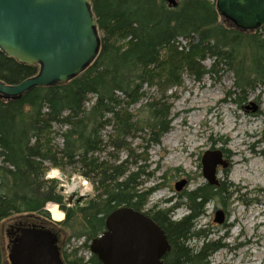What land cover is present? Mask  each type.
<instances>
[{
    "label": "trees",
    "instance_id": "trees-1",
    "mask_svg": "<svg viewBox=\"0 0 264 264\" xmlns=\"http://www.w3.org/2000/svg\"><path fill=\"white\" fill-rule=\"evenodd\" d=\"M91 2L101 42L91 65L65 85L35 86L18 99L0 100V222L31 214L49 219L45 205L53 202L64 209L67 220L76 212L81 216L87 241L106 229L109 213L121 205L142 209L151 192L136 189L145 174L137 161L131 163L136 171H131L128 159L110 163L93 154L105 145L124 149L127 137L145 128L146 142L157 144L170 123L164 92L180 86L184 73L199 80L224 63L238 77L235 85L242 92L264 84V27L243 32L230 20L222 21L215 0H178L175 6L167 0ZM178 38L187 39V45L181 46ZM206 57L212 59L207 69L201 64ZM38 68L18 64L0 52L2 82L14 85L35 75ZM144 84L155 87L160 96L149 97L141 110L145 117L133 120L129 108L147 94ZM54 125L61 130L60 145L54 141ZM106 127L113 134L105 143ZM76 163L77 171L96 184L97 194L72 210L63 207L57 182L45 178V173L48 164L63 170ZM221 193L220 187L206 182L185 194L192 206L177 221L156 211L171 243L164 264H210L209 257L223 245L195 225L204 205ZM49 211L54 219H63L54 204ZM194 238L200 246L191 245ZM87 241L84 246L89 248ZM77 253L78 248L63 247L61 259L66 264H100L92 254L86 260Z\"/></svg>",
    "mask_w": 264,
    "mask_h": 264
},
{
    "label": "rangeland",
    "instance_id": "rangeland-1",
    "mask_svg": "<svg viewBox=\"0 0 264 264\" xmlns=\"http://www.w3.org/2000/svg\"><path fill=\"white\" fill-rule=\"evenodd\" d=\"M220 19L223 21L222 16ZM178 41L183 47L188 42L185 38H178ZM211 63L212 59L208 57L201 61L206 69ZM248 65L249 62L245 63L243 68L247 69ZM214 69L215 72L207 73L199 80L186 72L180 86L165 90L163 101L170 105V123L157 144L146 142L149 129L145 128L132 132L124 149L105 145L101 152L93 156L110 163L128 159L127 166L131 171H136V166L140 165L145 174L138 179L140 184L136 189L146 192L151 189L143 209L160 212L177 221L187 215L192 206L185 194L202 188L207 182L201 163L203 154L219 151L226 162L225 167L217 165L215 173L217 186L222 189L221 197H215L204 205L195 225L196 229L201 228L208 234V239L223 245L208 261L210 264H264V142L261 139L264 129V84L242 92L236 88L238 77L233 70L224 63H218ZM143 89L147 94L129 108L133 120L145 117L141 110L149 97L160 96L155 87L148 88L144 84ZM90 98L87 107L93 99L92 96ZM252 104L255 110L251 109ZM59 129L58 125L53 126L57 145L62 142ZM102 132L104 142L108 140V135L113 134L110 127ZM130 152L133 154L131 157ZM136 161V166L131 164ZM76 164L65 166L63 170L48 164L49 169L45 173V178L57 182L64 197L63 207L72 210L84 206L97 194L96 184L82 176L77 171L79 164ZM182 180L185 183L178 191L175 185ZM52 204L62 212V220L51 217L49 208ZM45 206L48 220L59 223L61 227V252L63 247L71 251L78 248L77 254L87 260L89 252L84 246L87 237L80 224L81 216L76 212L67 220L60 205L52 202ZM219 210L223 212L221 224L214 220ZM31 218L39 217L32 214L9 216L0 222L2 264H10L7 259L9 226L19 221L31 223ZM190 243L192 246L201 245L195 238Z\"/></svg>",
    "mask_w": 264,
    "mask_h": 264
},
{
    "label": "water",
    "instance_id": "water-1",
    "mask_svg": "<svg viewBox=\"0 0 264 264\" xmlns=\"http://www.w3.org/2000/svg\"><path fill=\"white\" fill-rule=\"evenodd\" d=\"M167 2L176 5V0ZM215 4L217 14L241 31L264 27V0H215ZM100 45L91 0H0V52L23 66L39 67L35 75L14 85L0 80V100L18 99L35 86L67 84L91 65ZM251 109L255 110L253 104ZM261 132L264 142V129ZM201 163L208 184H217V165H226L221 153L205 152ZM184 183L180 181L175 189L179 191ZM132 210L118 207L109 213L107 230L91 241L89 247L100 264H136L148 250L150 235L158 228L149 231L141 223L126 225L123 215ZM112 220L116 225H111ZM214 220L223 223V212L217 211ZM16 232L17 237L8 245L10 264H64L60 238L49 228L20 221ZM155 263L160 264L159 258Z\"/></svg>",
    "mask_w": 264,
    "mask_h": 264
},
{
    "label": "flooded vegetation",
    "instance_id": "flooded-vegetation-1",
    "mask_svg": "<svg viewBox=\"0 0 264 264\" xmlns=\"http://www.w3.org/2000/svg\"><path fill=\"white\" fill-rule=\"evenodd\" d=\"M120 207H123L125 209H127V208L131 209L132 208L128 205H121ZM151 211L152 210H150V212H148L147 210H144L143 208L138 209V210L133 209L132 213H127V214L123 215V217H124L123 221H125L126 225L131 224V223H141L143 225V227L149 231H150L151 227H153V228L157 227L158 228V230H157L158 234L157 233H151V235H150L151 237H150L149 242H148V244H149L148 250L142 255L143 258L140 260V262H138L136 264H156L155 263L156 258H159L160 264H164L166 255L171 251V243L169 241L168 234L165 232L163 226L161 225L160 215H157L156 211H152V212ZM24 223L28 224V225H30L31 223H35L36 225H38L40 227L49 228L52 232L56 233L58 236L61 233V227L59 226V224L51 222L46 218H42V220H40V218H35V219H32L31 223L30 222H24ZM17 224L18 223H14V224H11L9 226L10 231H11L9 233L10 235L8 237L9 245L11 244L13 239L16 238L18 235V233L16 232ZM111 225L112 226L116 225V222L114 220H112ZM106 230H107V228L104 231H106ZM58 244H59L60 249H62L61 248V244H62L61 240H59ZM103 244L104 243H101L102 247H103ZM101 245H99V247ZM166 246H168V248H166ZM7 251H8V249H7ZM8 253H9V251H8ZM92 255H94L95 258H98V256L95 253H92ZM7 259H8V257H7ZM98 260H99V258H98ZM112 263L115 264V262H112Z\"/></svg>",
    "mask_w": 264,
    "mask_h": 264
},
{
    "label": "bare ground",
    "instance_id": "bare-ground-1",
    "mask_svg": "<svg viewBox=\"0 0 264 264\" xmlns=\"http://www.w3.org/2000/svg\"><path fill=\"white\" fill-rule=\"evenodd\" d=\"M72 187H73V186H72ZM72 187H71L70 189H73Z\"/></svg>",
    "mask_w": 264,
    "mask_h": 264
}]
</instances>
